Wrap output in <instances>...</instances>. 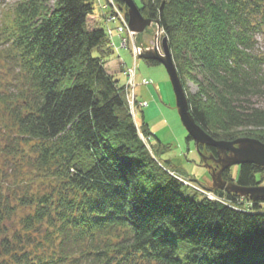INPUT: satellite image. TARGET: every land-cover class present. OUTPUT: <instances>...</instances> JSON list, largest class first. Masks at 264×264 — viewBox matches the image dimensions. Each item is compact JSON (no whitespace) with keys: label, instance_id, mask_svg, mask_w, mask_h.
<instances>
[{"label":"trees","instance_id":"1","mask_svg":"<svg viewBox=\"0 0 264 264\" xmlns=\"http://www.w3.org/2000/svg\"><path fill=\"white\" fill-rule=\"evenodd\" d=\"M8 1L0 264H264V197L245 209L225 190H214L225 202L182 192L179 170L160 155L168 146L156 137L150 150L140 137H154L149 124L137 126L107 69L113 52L105 28L89 25L93 0ZM140 10L163 29L197 124L218 140L264 142V108L252 103L264 95L255 50L264 0H142ZM238 168L223 179L250 187L264 174L253 163Z\"/></svg>","mask_w":264,"mask_h":264},{"label":"rangeland","instance_id":"2","mask_svg":"<svg viewBox=\"0 0 264 264\" xmlns=\"http://www.w3.org/2000/svg\"><path fill=\"white\" fill-rule=\"evenodd\" d=\"M93 2L94 13L89 18V25L91 27H103V10L101 6L106 0H93ZM134 2L139 8L142 6V0H134ZM12 3L13 1H8V4ZM137 34L136 44L139 45L138 47L143 48V50L153 48L156 40V26L154 24ZM256 39V53L262 56L264 55V35H257ZM109 47L113 53L107 62V69L115 74L121 85H124L127 97H132L130 93L134 89L135 109L138 112L135 119L137 126L139 128L142 126L141 121L144 118L154 135L151 140L142 133H140V137L144 136V138H141L149 148L150 142L152 144L157 142L156 137L168 146V149L160 154L161 158L170 160L171 166L179 170L176 174L191 185L189 187L184 186L182 192L186 195H193L196 191L198 192V199L205 196L203 192L215 193L214 190L217 189L215 180L219 178V175L223 178L222 173L225 169H229L233 178L236 179L238 165L231 164L222 170L224 163L235 156L233 153H218V159L222 160L223 163L217 161L206 148L201 147L205 145L197 146L194 140L188 139L189 135L179 116L175 93L165 67L163 65H151L141 58L130 38L126 45H122L115 33V37L109 40ZM129 69L133 72L132 76L126 74ZM187 84L192 92L199 91L198 86L193 82L188 81ZM142 102H146V105L143 106ZM252 103L255 106L264 108V95L255 96ZM258 180V185L264 186V174L262 177L258 176ZM233 181L235 182V180ZM215 195L221 197L217 193ZM247 198L242 199L244 201L242 207L245 209H248L251 205V199L249 198V201H247ZM260 211H264V204Z\"/></svg>","mask_w":264,"mask_h":264},{"label":"water","instance_id":"3","mask_svg":"<svg viewBox=\"0 0 264 264\" xmlns=\"http://www.w3.org/2000/svg\"><path fill=\"white\" fill-rule=\"evenodd\" d=\"M121 1H123L127 7L128 24L132 31L141 33L155 22L152 19L143 16L140 8L134 0ZM162 47L163 54H161L155 47L150 50H143L140 57L145 60L157 61L165 67L175 93L179 116L188 135L195 141L196 145L211 146L215 148L218 153H233L235 156L225 163L220 159H216L217 161L224 163L222 170L229 167L231 164L240 166L244 163H253L264 167V142L261 140L251 137H239L234 140H218L197 124L190 111L187 92L180 79L166 36L163 37ZM215 184L217 189L225 190L227 193H236L242 197H248L251 200L264 197V186L255 185L246 187L239 185L234 181L228 182L220 175L219 178L215 180Z\"/></svg>","mask_w":264,"mask_h":264},{"label":"built area","instance_id":"4","mask_svg":"<svg viewBox=\"0 0 264 264\" xmlns=\"http://www.w3.org/2000/svg\"><path fill=\"white\" fill-rule=\"evenodd\" d=\"M101 7L103 10V14H102L103 21H104L103 27L105 28V31H106L109 39L111 40V38H114L115 33L119 37L120 44H122V45H126L129 38L132 39L133 46H134L135 50L137 51V54L140 55L143 52V48L138 47L139 45L136 44V37L138 36V34L129 28L127 9L125 8V6L121 5L116 0H106V2ZM153 24L156 26V40H155V43L153 44V48L156 47L157 50L162 54V52H163L162 40L164 37V31L162 28L159 27V24H157V22H154ZM126 74L128 76H132L131 74H133V72L131 71V69H129L128 72H126ZM130 83L133 84V82H131V81H130ZM130 94L132 97L129 98V96H128L129 105H130L132 114L135 116L137 114V111L135 109V102H134V100H135L134 89L131 90ZM142 105L145 106L146 102H142ZM176 176L185 185L191 186L188 181H186L185 179H183L182 177H180L178 175H176ZM197 190H199V188H197ZM203 193L209 199H215V200H219L221 202H224L223 198L217 197L215 195V193H213V192L206 191Z\"/></svg>","mask_w":264,"mask_h":264},{"label":"bare ground","instance_id":"5","mask_svg":"<svg viewBox=\"0 0 264 264\" xmlns=\"http://www.w3.org/2000/svg\"><path fill=\"white\" fill-rule=\"evenodd\" d=\"M122 5V4H121Z\"/></svg>","mask_w":264,"mask_h":264}]
</instances>
